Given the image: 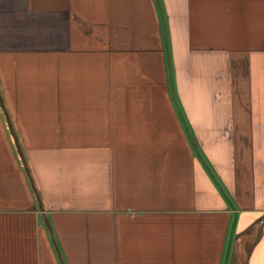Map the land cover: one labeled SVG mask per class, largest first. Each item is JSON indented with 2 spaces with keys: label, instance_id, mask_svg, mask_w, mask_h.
I'll return each instance as SVG.
<instances>
[{
  "label": "crops",
  "instance_id": "0c3cea01",
  "mask_svg": "<svg viewBox=\"0 0 264 264\" xmlns=\"http://www.w3.org/2000/svg\"><path fill=\"white\" fill-rule=\"evenodd\" d=\"M236 256L264 264V0H0V264Z\"/></svg>",
  "mask_w": 264,
  "mask_h": 264
},
{
  "label": "rangeland",
  "instance_id": "374dc122",
  "mask_svg": "<svg viewBox=\"0 0 264 264\" xmlns=\"http://www.w3.org/2000/svg\"><path fill=\"white\" fill-rule=\"evenodd\" d=\"M248 250H250V245L249 244H245V247H244V255L246 256L248 254ZM235 259L232 261V264H240L241 262V259L238 258L237 256L234 257Z\"/></svg>",
  "mask_w": 264,
  "mask_h": 264
}]
</instances>
